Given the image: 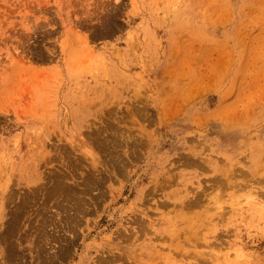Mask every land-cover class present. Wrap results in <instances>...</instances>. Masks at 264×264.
Returning a JSON list of instances; mask_svg holds the SVG:
<instances>
[{
    "label": "rangeland",
    "instance_id": "374dc122",
    "mask_svg": "<svg viewBox=\"0 0 264 264\" xmlns=\"http://www.w3.org/2000/svg\"><path fill=\"white\" fill-rule=\"evenodd\" d=\"M0 155V264H264V0H0Z\"/></svg>",
    "mask_w": 264,
    "mask_h": 264
},
{
    "label": "bare ground",
    "instance_id": "6f19581e",
    "mask_svg": "<svg viewBox=\"0 0 264 264\" xmlns=\"http://www.w3.org/2000/svg\"><path fill=\"white\" fill-rule=\"evenodd\" d=\"M2 152V151H1ZM4 152H2L1 154H3ZM7 155V154H6ZM5 155V156H6ZM1 156H4V155H0V157ZM7 157V156H6ZM2 158V157H1ZM0 158V159H1ZM4 158H2L1 159V161L3 160ZM9 160V159H8ZM7 160V161H8ZM1 161H0V163H1ZM6 161V160H5ZM2 164V163H1ZM1 180V179H0ZM4 180V179H3ZM4 182H0V184H3ZM5 185V183L3 184V186ZM2 186V187H3ZM5 188V187H4ZM1 189V188H0ZM2 190V189H1ZM0 190V191H1ZM2 192V191H1ZM2 196V195H1ZM0 196V197H1ZM5 196H6V194H5ZM1 199V198H0ZM2 199H4V196H2ZM2 199H1V201H2ZM22 199V198H21ZM33 200H35V197H34V199ZM0 201V202H1ZM25 202H23V204H24ZM15 205H16V203H15ZM1 206H2V204H1ZM21 207V206H20ZM23 207H25V206H23ZM1 209V208H0ZM3 209V208H2ZM21 209H22V207L21 208H18L16 211H15V217L13 218V220H12V224H14L15 222H17V220H18V218H19V216H20V214L23 212V210L21 211ZM67 220H69V219H67ZM68 222V221H67ZM173 225V224H172ZM173 230V229H172ZM90 252H91V250H90V246L88 247V246H86V248L84 249V252H83V254H82V256H81V260L80 261H82V262H84V263H86L87 262V260L89 259V255H90ZM47 264V263H46Z\"/></svg>",
    "mask_w": 264,
    "mask_h": 264
}]
</instances>
